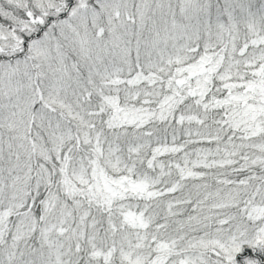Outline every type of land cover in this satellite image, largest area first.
Returning <instances> with one entry per match:
<instances>
[{
  "label": "snow or ice",
  "instance_id": "snow-or-ice-1",
  "mask_svg": "<svg viewBox=\"0 0 264 264\" xmlns=\"http://www.w3.org/2000/svg\"><path fill=\"white\" fill-rule=\"evenodd\" d=\"M0 264H264V0H0Z\"/></svg>",
  "mask_w": 264,
  "mask_h": 264
}]
</instances>
